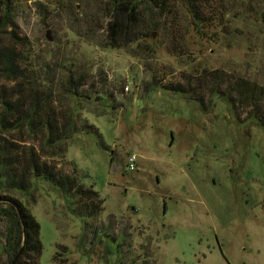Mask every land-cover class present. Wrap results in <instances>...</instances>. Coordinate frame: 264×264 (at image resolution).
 Segmentation results:
<instances>
[{
    "label": "rangeland",
    "instance_id": "374dc122",
    "mask_svg": "<svg viewBox=\"0 0 264 264\" xmlns=\"http://www.w3.org/2000/svg\"><path fill=\"white\" fill-rule=\"evenodd\" d=\"M227 1L204 29L189 26L183 54L156 29L145 38L152 53L103 45L101 0L19 2L35 64L51 62L56 80L85 75L76 116L97 133H75L64 154L103 199L95 220L42 181L34 201L11 193L40 223V264H264V125L238 119L226 96L202 110L160 87L219 68L264 85V0ZM90 19L95 36L83 35Z\"/></svg>",
    "mask_w": 264,
    "mask_h": 264
},
{
    "label": "trees",
    "instance_id": "16d2710c",
    "mask_svg": "<svg viewBox=\"0 0 264 264\" xmlns=\"http://www.w3.org/2000/svg\"><path fill=\"white\" fill-rule=\"evenodd\" d=\"M20 1L0 0V190L5 192L0 195V220L6 224L2 232L5 259L0 264H40V223L29 206L11 193L34 201L36 182L42 181L63 193L78 215L96 220L103 210V199L77 182L76 170L64 154L75 133H97L92 124L76 116L85 75L75 76L69 69L67 79L56 80L50 74L51 62L35 64L40 58L15 21ZM98 6L106 17L102 35H98L103 45H135L134 51L152 53L145 38L156 29L166 38L170 52L183 54L189 26L198 32L204 29L219 17L217 6L225 8L228 1L101 0ZM91 23V19L86 21L83 35H96ZM200 72L198 77L187 74L180 82L160 87L192 98L202 110L208 109L214 95L226 96L238 119L254 117L264 125V85L222 68Z\"/></svg>",
    "mask_w": 264,
    "mask_h": 264
},
{
    "label": "built area",
    "instance_id": "2783aa9c",
    "mask_svg": "<svg viewBox=\"0 0 264 264\" xmlns=\"http://www.w3.org/2000/svg\"><path fill=\"white\" fill-rule=\"evenodd\" d=\"M136 160H137V157L134 154L129 155V161H128V164L126 165L127 168L130 170H133L136 165Z\"/></svg>",
    "mask_w": 264,
    "mask_h": 264
},
{
    "label": "water",
    "instance_id": "95a60500",
    "mask_svg": "<svg viewBox=\"0 0 264 264\" xmlns=\"http://www.w3.org/2000/svg\"><path fill=\"white\" fill-rule=\"evenodd\" d=\"M48 39H50V38L48 37Z\"/></svg>",
    "mask_w": 264,
    "mask_h": 264
}]
</instances>
